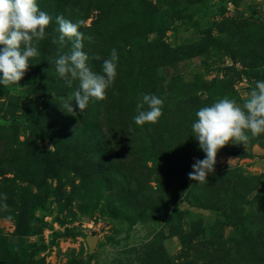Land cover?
Returning a JSON list of instances; mask_svg holds the SVG:
<instances>
[{"label":"rangeland","instance_id":"rangeland-1","mask_svg":"<svg viewBox=\"0 0 264 264\" xmlns=\"http://www.w3.org/2000/svg\"><path fill=\"white\" fill-rule=\"evenodd\" d=\"M37 5L52 18L39 55L0 86V264H264V133L218 149L206 180L188 176L205 155L195 111L242 105L264 80V0ZM57 15L82 21L91 70L117 50L113 84L82 112L61 108L78 81L48 62L71 49L53 43ZM142 92L164 103L137 126Z\"/></svg>","mask_w":264,"mask_h":264},{"label":"clouds","instance_id":"clouds-1","mask_svg":"<svg viewBox=\"0 0 264 264\" xmlns=\"http://www.w3.org/2000/svg\"><path fill=\"white\" fill-rule=\"evenodd\" d=\"M52 18L40 10L37 0H0V86L17 83L25 74L30 58L39 55L37 42L46 36V26ZM58 38L53 43L71 42L69 52L54 60L55 73L75 90L63 98L62 109L67 113L74 109L82 112L91 99L102 100L117 75L118 54L111 49L101 64L100 72L91 70L88 54L83 51V33L78 31L82 21L72 22L61 15L55 17ZM96 59H100L98 56ZM74 102V103H73ZM164 101L154 93H139L132 120L137 126L155 123L161 116ZM191 124L198 148L205 154L194 158L188 173L194 181H204L216 164L218 149L230 140L245 147L251 137L264 133V80H257L247 99L241 105L234 98L224 96L195 111Z\"/></svg>","mask_w":264,"mask_h":264},{"label":"water","instance_id":"water-1","mask_svg":"<svg viewBox=\"0 0 264 264\" xmlns=\"http://www.w3.org/2000/svg\"><path fill=\"white\" fill-rule=\"evenodd\" d=\"M96 242H97V238L96 237H89L88 238V243H89L91 248H93L96 245Z\"/></svg>","mask_w":264,"mask_h":264}]
</instances>
